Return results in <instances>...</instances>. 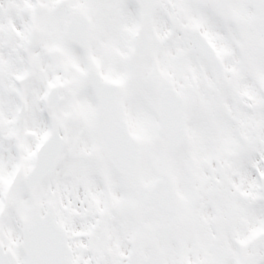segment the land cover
<instances>
[{"label": "snow or ice", "instance_id": "1", "mask_svg": "<svg viewBox=\"0 0 264 264\" xmlns=\"http://www.w3.org/2000/svg\"><path fill=\"white\" fill-rule=\"evenodd\" d=\"M0 264H264V0H0Z\"/></svg>", "mask_w": 264, "mask_h": 264}]
</instances>
